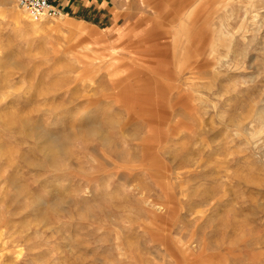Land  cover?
I'll return each mask as SVG.
<instances>
[{"label":"rangeland","instance_id":"1","mask_svg":"<svg viewBox=\"0 0 264 264\" xmlns=\"http://www.w3.org/2000/svg\"><path fill=\"white\" fill-rule=\"evenodd\" d=\"M103 2L0 0V264H264V0Z\"/></svg>","mask_w":264,"mask_h":264},{"label":"crops","instance_id":"2","mask_svg":"<svg viewBox=\"0 0 264 264\" xmlns=\"http://www.w3.org/2000/svg\"><path fill=\"white\" fill-rule=\"evenodd\" d=\"M104 0H55L57 8L62 14L70 18H76L79 22L85 23L87 17L85 15L91 10L96 9L97 12L104 10ZM61 14V15H62ZM101 16H103L101 14Z\"/></svg>","mask_w":264,"mask_h":264},{"label":"built area","instance_id":"3","mask_svg":"<svg viewBox=\"0 0 264 264\" xmlns=\"http://www.w3.org/2000/svg\"><path fill=\"white\" fill-rule=\"evenodd\" d=\"M17 7L24 10L29 16L37 18H53L61 16L55 0H15Z\"/></svg>","mask_w":264,"mask_h":264},{"label":"bare ground","instance_id":"4","mask_svg":"<svg viewBox=\"0 0 264 264\" xmlns=\"http://www.w3.org/2000/svg\"><path fill=\"white\" fill-rule=\"evenodd\" d=\"M58 19H61V17L60 18H58ZM56 24H58L59 26H61V27H68L64 22H62V19L61 20H59V21H56L55 22ZM42 24V23H41ZM70 28V27H69ZM60 29L59 28H57V31H59Z\"/></svg>","mask_w":264,"mask_h":264}]
</instances>
